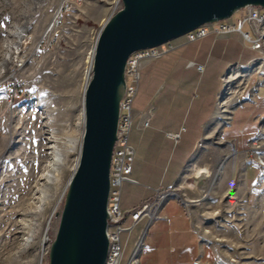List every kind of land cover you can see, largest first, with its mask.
Masks as SVG:
<instances>
[{
    "label": "rangeland",
    "instance_id": "obj_1",
    "mask_svg": "<svg viewBox=\"0 0 264 264\" xmlns=\"http://www.w3.org/2000/svg\"><path fill=\"white\" fill-rule=\"evenodd\" d=\"M71 2L62 32L52 35L54 46L37 59L33 51L53 23L61 0H0V80L10 82V75L16 74L26 79L30 92L9 113L0 110V264H49L58 214L79 159L89 60L105 23L123 8L122 0ZM21 61L24 67L15 72ZM151 63L148 72L153 75L156 61ZM139 71L136 100L141 93L145 96ZM215 180L210 174L198 197L186 189L181 195L197 206V230L215 247L216 264H264V199L243 208L229 196L215 198L210 194ZM44 237L47 251L42 256ZM26 239L32 240L27 247Z\"/></svg>",
    "mask_w": 264,
    "mask_h": 264
},
{
    "label": "crops",
    "instance_id": "obj_2",
    "mask_svg": "<svg viewBox=\"0 0 264 264\" xmlns=\"http://www.w3.org/2000/svg\"><path fill=\"white\" fill-rule=\"evenodd\" d=\"M151 64L141 62L145 96L141 93L133 107L137 184L123 185L121 206L137 209L157 189L174 190L175 198L149 229L139 264H216L215 247L197 230V206L181 190L198 197L214 174L215 198L229 196L243 208L264 199V178L249 154L264 118V58L239 34H211L156 61L153 75ZM126 252L122 264H128Z\"/></svg>",
    "mask_w": 264,
    "mask_h": 264
},
{
    "label": "water",
    "instance_id": "obj_3",
    "mask_svg": "<svg viewBox=\"0 0 264 264\" xmlns=\"http://www.w3.org/2000/svg\"><path fill=\"white\" fill-rule=\"evenodd\" d=\"M94 48L84 98V133L69 180L49 264H105L110 171L126 91V67L136 52L154 49L208 24L227 21L264 0H122Z\"/></svg>",
    "mask_w": 264,
    "mask_h": 264
},
{
    "label": "built area",
    "instance_id": "obj_4",
    "mask_svg": "<svg viewBox=\"0 0 264 264\" xmlns=\"http://www.w3.org/2000/svg\"><path fill=\"white\" fill-rule=\"evenodd\" d=\"M72 0H61L58 9L55 11L53 23L49 27L45 36L37 44L33 55L40 59L44 52L51 50L52 35L62 32V22L65 14L72 10ZM236 22L232 19L215 24H208L188 33L176 40L156 48L142 50L134 53L128 60L126 67V91L120 105V118L117 131V140L110 171V195L108 203V228L107 237L109 240L108 256L105 264H122L126 252L127 244L132 235L140 230L134 240L131 256L128 264H139V256L145 245V240L149 229L159 220L160 212L164 205L175 198L174 190L155 191L152 200L145 202L137 209L124 211L121 206L123 185L125 183L137 184L132 178L133 165L136 158V150L131 145V135L134 128V103L140 89V66L145 60L158 61L169 53L186 48L192 43L199 42L211 34L227 35L239 34L243 43L249 45L251 49L258 53L260 58H264V9L259 7H249L239 12ZM248 27V32L245 28ZM25 65V61L17 66V72ZM200 72L203 66H197ZM11 81L0 80V110L9 113L14 105L29 96V88L26 79L19 78L16 74L10 75ZM2 116V112H1ZM0 116V117H1ZM149 123H145L143 129H147ZM177 138V136H173ZM251 162L258 168V177L264 178V118L260 119L258 134L250 143L249 149ZM192 189V185H188ZM195 188V187H194ZM206 198L203 197V199ZM127 238L126 241L124 238Z\"/></svg>",
    "mask_w": 264,
    "mask_h": 264
},
{
    "label": "bare ground",
    "instance_id": "obj_5",
    "mask_svg": "<svg viewBox=\"0 0 264 264\" xmlns=\"http://www.w3.org/2000/svg\"><path fill=\"white\" fill-rule=\"evenodd\" d=\"M93 56H94V53L92 54V56H91V58H90V60H89V64H90V65H89V67H88V71H87L86 78H85V85H84V89H83V106H84L85 92H86V89H87L88 83H89V81H90V79H91L90 76H92ZM81 126H82L81 129H83V133H84V109H83V108H82V123H81ZM83 133H82V138H83ZM55 158H57V156H56ZM55 161H57V163L59 162L58 160H55ZM78 161H79V159L77 160V164H78ZM77 164H76V168H77ZM54 168H55V167H54ZM64 169L66 170V166L64 167ZM53 170L55 171L56 169H53ZM75 170H76V169H75ZM44 178H45V175H44ZM44 201H45V197H42V198H41V202L44 203ZM51 220H52V217L50 218V222H51ZM25 242H26V243H25V247H27V246L32 242V240H30V239H26ZM46 246H47V240H46L45 237H44L43 240H42L41 248H40V252H41L42 256H43V255L46 253V251H47Z\"/></svg>",
    "mask_w": 264,
    "mask_h": 264
}]
</instances>
